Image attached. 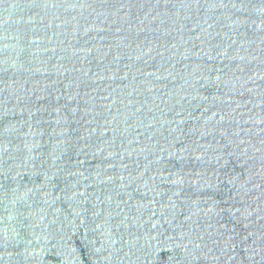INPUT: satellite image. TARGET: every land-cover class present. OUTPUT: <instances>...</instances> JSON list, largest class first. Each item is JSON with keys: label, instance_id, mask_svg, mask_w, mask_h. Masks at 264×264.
Listing matches in <instances>:
<instances>
[{"label": "water", "instance_id": "1", "mask_svg": "<svg viewBox=\"0 0 264 264\" xmlns=\"http://www.w3.org/2000/svg\"><path fill=\"white\" fill-rule=\"evenodd\" d=\"M0 264H264V0H0Z\"/></svg>", "mask_w": 264, "mask_h": 264}]
</instances>
